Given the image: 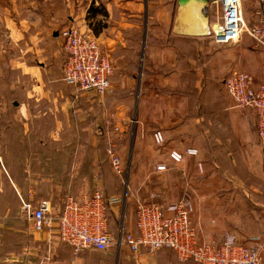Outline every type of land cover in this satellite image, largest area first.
<instances>
[{"label":"crops","instance_id":"obj_1","mask_svg":"<svg viewBox=\"0 0 264 264\" xmlns=\"http://www.w3.org/2000/svg\"><path fill=\"white\" fill-rule=\"evenodd\" d=\"M20 3L26 0L0 6L13 39L22 25H30L37 37L57 25L56 0H37L28 10ZM240 6L239 36L219 43L209 34L222 18L215 0L71 5L65 14L69 24L62 29L77 28L102 44L114 63L111 87L104 94H86L63 80L64 66L22 68L23 78H31L16 84V96L25 97L9 102L12 118L9 104L0 102V264L72 259L79 264H199L171 249L133 253L126 244L76 256L60 242L56 220L37 231L21 209L26 201L36 207L46 202L48 214L55 216L68 196L94 190L122 200L107 205L111 232L110 225L122 219L128 222L126 232H139V203L187 197L201 242L220 245L227 235L264 236L258 115L237 108L224 86L234 72L264 78V47L250 32L258 21L254 2L240 0ZM158 131L162 142L156 140ZM110 146L124 166L121 175L109 159ZM172 153L182 159L175 161Z\"/></svg>","mask_w":264,"mask_h":264},{"label":"built area","instance_id":"obj_2","mask_svg":"<svg viewBox=\"0 0 264 264\" xmlns=\"http://www.w3.org/2000/svg\"><path fill=\"white\" fill-rule=\"evenodd\" d=\"M215 1L221 5L222 18L209 34L215 35L219 43L235 41L243 24L240 0ZM252 1L258 21L251 26L250 32L264 47V0ZM61 35L66 54L64 81L86 94L106 93L111 87L114 63L104 54L97 39L74 27L64 28ZM224 86L237 108L253 109L257 113L258 135L264 145V78L259 80L248 72H234L224 79ZM155 137L162 142L160 131ZM108 155L114 170L123 174L122 161L111 146ZM171 157L175 161L182 159L178 153H172ZM163 168L159 167L160 170ZM121 201L120 198L108 197L101 190H94L78 198L68 196L61 212L55 216L48 214L49 205L46 202L36 207L26 201L21 209L30 220L31 227L37 231L44 230L56 220L60 242L69 246L77 256L86 249L103 252L114 245L106 209L107 205L114 206ZM192 211V202L187 197L170 202L139 203V232L135 234L122 230L117 245L126 244L133 253H139L143 248L150 251L171 249L180 259L199 264H263L264 236L240 240L234 235H227L220 245L201 242L191 220ZM67 264L79 263L72 259Z\"/></svg>","mask_w":264,"mask_h":264},{"label":"rangeland","instance_id":"obj_3","mask_svg":"<svg viewBox=\"0 0 264 264\" xmlns=\"http://www.w3.org/2000/svg\"><path fill=\"white\" fill-rule=\"evenodd\" d=\"M3 1L5 2L7 0H0V6L3 4ZM83 1L56 0L58 23L44 37L33 36V33H31L33 30L30 28V25L26 24V26L22 25L19 36H14L13 39V36H10V31L4 27L3 18L0 15V85L2 87L0 88V102H7L9 104L7 107V111H9L7 112L8 117L12 118L14 115L10 110L11 103L9 102L15 101L17 98L22 99L25 97L23 93L20 96H16V84L22 82V85H25L31 78L27 74V78H23L22 75L25 73H22V68L53 67L61 70L65 65L66 54L63 47L64 40L61 35L62 27L69 24V18L65 17V14L67 16L66 11L71 5L79 6ZM36 2L37 0H26L25 4L20 3V8L23 9L24 7V10H28L27 6L30 7L32 3L36 5ZM101 3L100 5L103 7ZM29 14L30 11H26V15ZM27 20L28 22H32L31 17ZM30 29L31 32H29ZM55 32L58 33L57 37L54 36ZM83 33L89 35L87 32ZM99 44L104 52L102 44L100 42ZM104 54L108 56L107 53L104 52ZM2 111L3 109L0 108V112ZM127 225L128 222L126 219L119 220L115 226L110 225L112 234L114 235V245H117L121 231L129 230L127 229Z\"/></svg>","mask_w":264,"mask_h":264},{"label":"water","instance_id":"obj_4","mask_svg":"<svg viewBox=\"0 0 264 264\" xmlns=\"http://www.w3.org/2000/svg\"><path fill=\"white\" fill-rule=\"evenodd\" d=\"M193 1H203V0H179L181 4H188L189 2H193Z\"/></svg>","mask_w":264,"mask_h":264},{"label":"trees","instance_id":"obj_5","mask_svg":"<svg viewBox=\"0 0 264 264\" xmlns=\"http://www.w3.org/2000/svg\"><path fill=\"white\" fill-rule=\"evenodd\" d=\"M91 8H93V6Z\"/></svg>","mask_w":264,"mask_h":264}]
</instances>
